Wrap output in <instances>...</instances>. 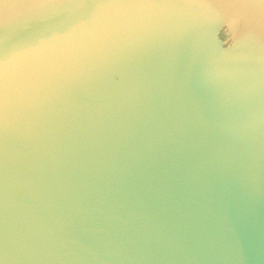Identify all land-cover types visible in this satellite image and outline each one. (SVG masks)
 Listing matches in <instances>:
<instances>
[{
	"label": "water",
	"instance_id": "95a60500",
	"mask_svg": "<svg viewBox=\"0 0 264 264\" xmlns=\"http://www.w3.org/2000/svg\"><path fill=\"white\" fill-rule=\"evenodd\" d=\"M217 11L224 22L199 27L193 60L259 42L261 6L217 0ZM84 94L87 115L96 93ZM210 95L188 78L156 125L95 145L63 185L42 184L16 153L17 169L0 180V264H264V117L224 143L201 119Z\"/></svg>",
	"mask_w": 264,
	"mask_h": 264
},
{
	"label": "snow or ice",
	"instance_id": "6c2138e0",
	"mask_svg": "<svg viewBox=\"0 0 264 264\" xmlns=\"http://www.w3.org/2000/svg\"><path fill=\"white\" fill-rule=\"evenodd\" d=\"M223 22L217 0H0V180L23 150L42 184L69 183L95 145L156 125L190 77L210 90L200 115L212 132L246 139L264 117V31L239 55L193 60L199 27ZM86 90L96 93L87 115Z\"/></svg>",
	"mask_w": 264,
	"mask_h": 264
}]
</instances>
